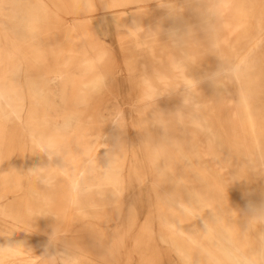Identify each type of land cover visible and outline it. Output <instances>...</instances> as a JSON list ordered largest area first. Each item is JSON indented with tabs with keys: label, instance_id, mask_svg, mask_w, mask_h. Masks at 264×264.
Instances as JSON below:
<instances>
[{
	"label": "rangeland",
	"instance_id": "rangeland-1",
	"mask_svg": "<svg viewBox=\"0 0 264 264\" xmlns=\"http://www.w3.org/2000/svg\"><path fill=\"white\" fill-rule=\"evenodd\" d=\"M263 128L264 0H0V264H264Z\"/></svg>",
	"mask_w": 264,
	"mask_h": 264
},
{
	"label": "bare ground",
	"instance_id": "bare-ground-1",
	"mask_svg": "<svg viewBox=\"0 0 264 264\" xmlns=\"http://www.w3.org/2000/svg\"><path fill=\"white\" fill-rule=\"evenodd\" d=\"M226 3V2H225ZM224 4V3H223ZM228 4V3H227ZM226 4V5H227ZM224 6V5H223ZM225 8V7H224ZM56 72H54L53 74H55ZM100 75H101V78H102V80H105V79H107L108 78V74H107V72H104V71H101L100 72ZM107 81V80H106ZM239 98V97H238ZM243 99V98H242ZM240 100V99H239ZM245 103V102H244ZM247 103V102H246ZM255 103V102H254ZM239 104H240V102H239ZM257 105V104H256ZM263 109V108H262ZM258 111V110H257ZM263 112V111H262ZM261 115V114H260ZM252 116V115H251ZM256 116H257V114H256ZM260 119H262V118H260ZM250 120V119H249ZM263 123V122H262ZM256 127V126H255ZM254 128V127H253ZM261 128V127H260ZM255 129V128H254ZM264 129V128H263ZM36 131V130H35ZM34 131V132H35ZM35 135L37 136V137H39V138H41V139H48L50 142H53V144H57L58 142H59V138H58V136L53 132V133H50L49 134V136L48 137H46V135H42V134H38V133H36L35 132ZM262 136V135H261ZM35 138V137H34ZM254 138V137H253ZM257 138H259V137H257ZM252 139V138H251ZM55 141L57 142V143H55ZM255 141V140H254ZM257 141V140H256ZM252 144V143H251ZM256 144V143H255ZM257 147V146H256ZM258 149V148H257ZM252 150V149H251ZM52 151V150H51ZM260 151V150H259ZM259 151H258V153H259ZM56 152H58V151H56ZM253 153V152H252ZM52 154V153H51ZM56 154H58V153H56ZM53 155V154H52ZM263 156H264V154H263ZM257 158V157H256ZM254 160V159H253ZM263 160V159H262ZM67 161L69 162V165H68V167H70L71 168V164H72V162L74 161L73 160V156L70 154V153H67ZM258 161V160H257ZM259 161H260V159H259ZM256 163V162H255ZM166 165V164H165ZM74 168H75V166H74ZM74 168H73V170H74ZM263 169H264V167H263ZM67 171H69L68 173H67V178L69 179V184H68V188H69V195H71V200H69L71 203H74L75 201H77L78 202V200H76V198L78 197V196H82V191L80 190V174H79V172H75V171H71L70 169L69 170H67ZM261 173V172H260ZM46 181V180H45ZM95 194H97V196H99L98 195V193H95ZM7 209H8V212H9V214L7 215V217H9L11 220H7L8 222L9 221H11V222H14V220H15V213H16V210L13 212V211H11V208L9 207V206H7ZM26 213H27V217H28V220H30V216L28 215L29 213H37V214H41V213H43L41 210H39V209H36V208H33L32 206H31V204H30V206L28 207V208H26ZM35 216V215H34ZM37 217V216H36ZM38 218V217H37ZM6 221V220H5ZM31 223H28V224H26L25 225V227L23 228V229H25V230H27V228H28V226L30 225ZM16 228V227H15ZM204 234V233H203ZM264 235V234H263ZM214 239V238H213ZM263 241V240H262ZM259 245V244H258ZM261 246V245H260ZM264 248V247H263ZM262 249V248H261ZM3 252V251H2ZM261 256H262V253H261ZM264 263V262H263ZM45 264H57V262L53 259V258H51L47 263H45Z\"/></svg>",
	"mask_w": 264,
	"mask_h": 264
},
{
	"label": "crops",
	"instance_id": "crops-1",
	"mask_svg": "<svg viewBox=\"0 0 264 264\" xmlns=\"http://www.w3.org/2000/svg\"><path fill=\"white\" fill-rule=\"evenodd\" d=\"M109 77V76H108ZM36 131H39V128H37V129H35ZM40 132H42L41 130H40ZM59 143L60 142H58L57 144H55V145H59ZM72 164H73V162H72ZM10 204H11V206L13 207V205H14V203L13 202H10ZM15 210L17 209L16 207H13ZM17 212V211H16Z\"/></svg>",
	"mask_w": 264,
	"mask_h": 264
}]
</instances>
